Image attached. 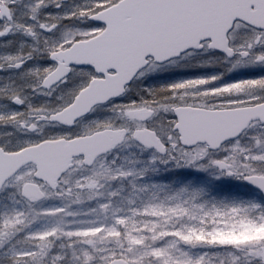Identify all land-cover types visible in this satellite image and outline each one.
Masks as SVG:
<instances>
[{"label":"snow or ice","instance_id":"6c2138e0","mask_svg":"<svg viewBox=\"0 0 264 264\" xmlns=\"http://www.w3.org/2000/svg\"><path fill=\"white\" fill-rule=\"evenodd\" d=\"M0 264H264V0H0Z\"/></svg>","mask_w":264,"mask_h":264},{"label":"rangeland","instance_id":"374dc122","mask_svg":"<svg viewBox=\"0 0 264 264\" xmlns=\"http://www.w3.org/2000/svg\"><path fill=\"white\" fill-rule=\"evenodd\" d=\"M182 174L189 175V176L191 175V173H182ZM158 178L159 179H163V180H168L170 178V173H168V172H161L160 173V176ZM222 182L223 183H233V184L238 183L236 181H230L227 178H225Z\"/></svg>","mask_w":264,"mask_h":264}]
</instances>
